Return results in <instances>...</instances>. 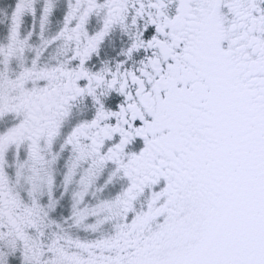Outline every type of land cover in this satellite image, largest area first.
Returning a JSON list of instances; mask_svg holds the SVG:
<instances>
[{"label":"snow or ice","instance_id":"6c2138e0","mask_svg":"<svg viewBox=\"0 0 264 264\" xmlns=\"http://www.w3.org/2000/svg\"><path fill=\"white\" fill-rule=\"evenodd\" d=\"M0 12V264H264V0Z\"/></svg>","mask_w":264,"mask_h":264},{"label":"rangeland","instance_id":"374dc122","mask_svg":"<svg viewBox=\"0 0 264 264\" xmlns=\"http://www.w3.org/2000/svg\"><path fill=\"white\" fill-rule=\"evenodd\" d=\"M56 2H57V5H58V12L62 11V9L64 7L63 0H56ZM61 19H62V16L59 15V14L56 15V16H53L52 22L49 25V34H51L52 32H54L59 27V24H60ZM4 20H5V16H4L3 12H0V24L4 23ZM27 24L28 25L31 24V18L30 17L27 18ZM28 25H26L25 31L28 30ZM3 43H6V41H4L2 37H0V44H3ZM30 43L32 45H38L39 44V40L36 37H32L31 40H30ZM62 170H63V168H62V164H61V168L58 170V174H57V183L58 184H59V180H60L59 172H61ZM19 187H20V190L23 191V189L26 187V185L25 184H20ZM59 192H60V188L58 187L57 188V194H59ZM63 203L65 205H68L70 203V194L68 196H65L64 197ZM16 207H19V205H16ZM11 210H12L11 213H14L15 212V208H13ZM33 223L35 224V221ZM72 231H75V230L72 229ZM79 235L81 237H88V236H90L89 233H85L83 231H81L79 233ZM11 254L12 255H17L18 254V249L16 248V246H15L14 243H13V246H12Z\"/></svg>","mask_w":264,"mask_h":264},{"label":"flooded vegetation","instance_id":"af4514ba","mask_svg":"<svg viewBox=\"0 0 264 264\" xmlns=\"http://www.w3.org/2000/svg\"><path fill=\"white\" fill-rule=\"evenodd\" d=\"M63 3H64V0H63ZM11 211H12V210L9 211V216H10V217H13V220H12L13 224H17L18 222L16 221V219H15L14 216H13L14 213H11Z\"/></svg>","mask_w":264,"mask_h":264}]
</instances>
